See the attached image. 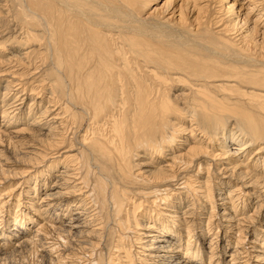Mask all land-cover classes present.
Listing matches in <instances>:
<instances>
[{
    "label": "bare ground",
    "instance_id": "bare-ground-1",
    "mask_svg": "<svg viewBox=\"0 0 264 264\" xmlns=\"http://www.w3.org/2000/svg\"><path fill=\"white\" fill-rule=\"evenodd\" d=\"M0 264H264V0H0Z\"/></svg>",
    "mask_w": 264,
    "mask_h": 264
}]
</instances>
